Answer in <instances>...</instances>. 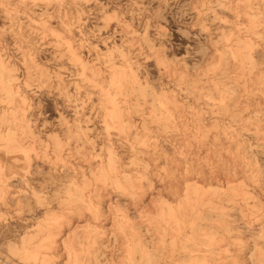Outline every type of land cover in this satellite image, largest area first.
I'll list each match as a JSON object with an SVG mask.
<instances>
[{"label": "clouds", "instance_id": "obj_1", "mask_svg": "<svg viewBox=\"0 0 264 264\" xmlns=\"http://www.w3.org/2000/svg\"><path fill=\"white\" fill-rule=\"evenodd\" d=\"M0 264H264V0H0Z\"/></svg>", "mask_w": 264, "mask_h": 264}]
</instances>
